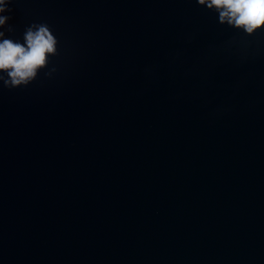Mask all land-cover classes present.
Here are the masks:
<instances>
[{
	"label": "water",
	"instance_id": "95a60500",
	"mask_svg": "<svg viewBox=\"0 0 264 264\" xmlns=\"http://www.w3.org/2000/svg\"><path fill=\"white\" fill-rule=\"evenodd\" d=\"M9 7L7 38L46 23L58 52L0 82V264H264V27L197 0Z\"/></svg>",
	"mask_w": 264,
	"mask_h": 264
},
{
	"label": "clouds",
	"instance_id": "9594fccd",
	"mask_svg": "<svg viewBox=\"0 0 264 264\" xmlns=\"http://www.w3.org/2000/svg\"><path fill=\"white\" fill-rule=\"evenodd\" d=\"M10 2L0 0V28L7 25V32L15 30L7 24L11 17L2 15L12 11ZM197 3L214 9L221 24L242 29L247 34L264 27V0H197ZM6 31L0 30V82L9 89L27 86L37 78L38 70L48 65L49 54H57V38L46 23L28 26L23 43L7 38Z\"/></svg>",
	"mask_w": 264,
	"mask_h": 264
}]
</instances>
